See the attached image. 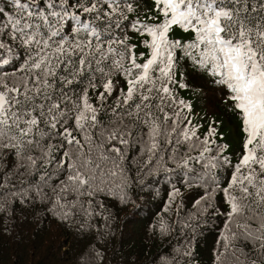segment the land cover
I'll return each instance as SVG.
<instances>
[{"label":"snow or ice","instance_id":"obj_1","mask_svg":"<svg viewBox=\"0 0 264 264\" xmlns=\"http://www.w3.org/2000/svg\"><path fill=\"white\" fill-rule=\"evenodd\" d=\"M194 78L240 122L234 164L193 123ZM154 177L175 220L152 229L181 234L161 264H192L220 217L213 264H264V0H0L4 230L42 213L85 241L74 264H110L108 201Z\"/></svg>","mask_w":264,"mask_h":264},{"label":"trees","instance_id":"obj_2","mask_svg":"<svg viewBox=\"0 0 264 264\" xmlns=\"http://www.w3.org/2000/svg\"><path fill=\"white\" fill-rule=\"evenodd\" d=\"M143 3L150 7L151 0ZM137 39L133 37L132 42L136 43ZM143 50L138 46V56ZM192 85L198 90L195 96L191 90H180V95L192 100L193 123L202 126L199 129L202 134L209 122H215L217 142L228 145L227 154L234 164L241 154L243 139L237 116L230 111V105L221 104V93L213 86H204L201 80ZM210 104H219V109H210ZM226 175V171L221 172L222 178ZM167 190V178L154 177L143 190L134 186L127 204H120L118 199L108 201V208L115 214L113 236L107 246L106 258L110 264H161L162 260L171 259L173 249L181 243L179 230L162 238L152 229L160 220L169 225L175 220L174 211H164ZM222 220V217L214 221L210 218L200 226L192 264H213ZM4 229L5 223L0 222V264H74L85 243L74 228L45 218L42 213L27 220L19 218Z\"/></svg>","mask_w":264,"mask_h":264},{"label":"rangeland","instance_id":"obj_3","mask_svg":"<svg viewBox=\"0 0 264 264\" xmlns=\"http://www.w3.org/2000/svg\"><path fill=\"white\" fill-rule=\"evenodd\" d=\"M137 56H138V52H137ZM192 83H194V84H196L197 82H199V79H192V81H191ZM208 86H211V85H208ZM219 97V96H218ZM219 98H221V97H219ZM222 99V98H221ZM221 102H223V103H221V104H224L225 105V103H224V101H223V99L221 100ZM209 108L210 109H212V110H218L219 109V104L218 105H215V104H210L209 105ZM238 119V118H237ZM238 122V121H237ZM238 125V128H239V130H240V122H239V124H237ZM241 131V130H240ZM241 134H242V132H241ZM242 136H243V134H242Z\"/></svg>","mask_w":264,"mask_h":264}]
</instances>
